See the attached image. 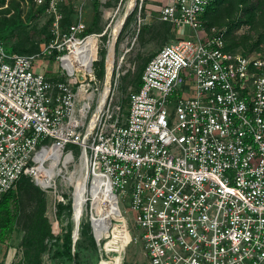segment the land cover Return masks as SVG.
<instances>
[{
	"label": "built area",
	"instance_id": "obj_1",
	"mask_svg": "<svg viewBox=\"0 0 264 264\" xmlns=\"http://www.w3.org/2000/svg\"><path fill=\"white\" fill-rule=\"evenodd\" d=\"M209 1L157 9L180 33L145 62L120 120L111 98L127 48L116 62L113 51L104 90L98 43L94 56L84 45L94 32L80 34V20L33 52L9 51L0 39V195L21 175L56 190L61 175L73 214L82 163L108 183L112 219L128 234L119 206L127 198L131 239L141 241L148 264H264V37L251 51L224 49L222 29L200 18ZM68 147L78 152L73 175L58 168L72 161V153L62 157ZM52 166L58 174L48 181Z\"/></svg>",
	"mask_w": 264,
	"mask_h": 264
},
{
	"label": "rangeland",
	"instance_id": "obj_2",
	"mask_svg": "<svg viewBox=\"0 0 264 264\" xmlns=\"http://www.w3.org/2000/svg\"><path fill=\"white\" fill-rule=\"evenodd\" d=\"M123 6L124 0H58L55 10L46 6L39 10L36 0H4L0 3V34L6 43L3 42L4 47L9 51L10 48L24 52L38 50L43 43L57 35L61 37V34L78 20L85 25L80 34L102 32L107 22L110 24L117 13L122 11ZM139 6V0H135L133 10L130 15L127 14L129 16H126L114 43V62L127 48L121 59L111 98L113 116L118 120L125 112L127 94L136 86L145 61L160 45L173 42L179 31L176 32L170 23L160 20L157 16L147 17L143 6L140 8ZM243 12L239 4L235 17L243 16ZM215 16L216 24L231 19L224 16L221 8L215 12ZM183 28L187 30L188 27ZM263 29L264 4L256 9L253 18L248 22L235 25L228 33V39L237 40L247 35L244 41L245 45H248ZM109 32L110 27L97 39L98 56L94 64L100 79L104 75ZM237 48L241 47L238 45ZM53 63V66H57ZM69 153H72V161L67 165L60 163L58 168L60 173L69 172L73 175L74 169L78 167V152L76 148L65 149L62 157ZM54 171L57 175V168H54ZM55 183L56 190L52 187L43 188L28 178L19 181L10 201V209L16 216L7 236L0 240V264H52V261H60L61 258L56 251L61 247L69 226L72 230L73 221L71 207L68 209L65 206L58 213L55 193L62 195L64 199L62 203H71L72 187L65 185L61 175L57 176ZM119 206L128 226L121 264H148L141 241L131 239V235L137 234V229L132 225V212L127 208V198L124 201L120 199ZM89 210L90 201L87 200L83 217L79 222V234L76 237L84 252L81 264H97L101 257L111 259L113 256L107 251L108 247L117 249L119 244L115 237L116 229L110 230L99 242L95 240L90 226ZM52 255H55L53 260Z\"/></svg>",
	"mask_w": 264,
	"mask_h": 264
},
{
	"label": "bare ground",
	"instance_id": "obj_3",
	"mask_svg": "<svg viewBox=\"0 0 264 264\" xmlns=\"http://www.w3.org/2000/svg\"><path fill=\"white\" fill-rule=\"evenodd\" d=\"M135 1L134 0H124V6L121 12L117 13L112 22L108 24L110 27V36H108L106 43V53H105V64H110L113 60L114 51V35L121 29L125 18L130 15L131 10H133ZM126 12V13H125ZM127 14H129L127 16ZM127 16V17H126ZM105 30L100 33H91L84 41L86 47H90L92 50V55L95 56V50L97 46V39L100 35H103ZM90 56H88L89 58ZM104 89H107L105 87ZM103 94L100 96L102 97ZM54 166L49 170L48 181L55 179ZM78 174L75 178L74 183V202H73V214L72 221L74 226V236H76V225L79 224L81 215L87 200L90 201L89 218H91L92 231L95 235L97 242L107 234L112 229H116L115 237L118 240L121 255L118 257H111V259H106L101 257L99 264H121L124 253V239L126 233V226L122 219L113 220L112 217H117V207L114 202V196L109 191V185L107 182L100 177H92L88 175L87 169L84 168L83 164L80 163L78 167ZM44 186V185H43ZM83 217V216H82ZM77 237V236H76Z\"/></svg>",
	"mask_w": 264,
	"mask_h": 264
},
{
	"label": "trees",
	"instance_id": "obj_4",
	"mask_svg": "<svg viewBox=\"0 0 264 264\" xmlns=\"http://www.w3.org/2000/svg\"><path fill=\"white\" fill-rule=\"evenodd\" d=\"M47 1L48 0H43L42 3L38 4L39 10L47 6ZM3 2L4 0H0V3H3ZM239 4H241V7L243 8L244 15L243 16L237 15V17H235ZM263 4H264V0H210L205 5L204 10L200 14V18L203 22V25L206 28H209L210 26L215 25L222 29L223 34H224V40H225L224 49L231 51V52L237 51V50L242 51V52H247V51H251L259 47V44L262 41V38L264 37V29L258 32L256 38L253 39L248 45H245V41H244V38L247 35L235 40L231 38L228 39V33L231 31V29H233L235 25H238L240 22H245V21L248 22L251 18H253L256 9L263 6ZM95 5H96V2H94V6ZM220 8L224 12V16L230 17L231 19H229L228 21H223V22H219V24H216L214 23V21H217L215 12H218ZM0 39L5 43L4 39L1 37V34H0ZM238 45L241 47L240 49L237 48ZM10 49L12 51H17L14 48H10ZM36 50H33V51H36ZM33 51H28V52H33ZM18 52H24V51H18ZM96 72H97V75H99L97 69H96ZM139 82H140V76H139V79L135 87L139 85ZM23 178H28L29 180H31L29 176L21 175L13 189H10L0 195V240L4 239L5 236H7V233L11 229L13 220L16 216V213L12 212L10 209L11 194L14 192L19 181ZM56 204H57L58 213L61 212L62 208L65 206L68 209L71 207L69 202L62 203L61 201H58ZM81 249L82 248L80 247L78 241L76 240L74 243V251L73 252L71 251V226H69L68 230L65 233L64 239L61 242V247L59 248V250L56 251V254L59 255L61 259L59 262L52 261V264H81V260L84 257V252ZM107 251L113 257H118L121 255L119 244H117V249H114L113 247H108ZM54 256L55 255H52V260L54 259ZM72 258H74V261H72Z\"/></svg>",
	"mask_w": 264,
	"mask_h": 264
},
{
	"label": "crops",
	"instance_id": "obj_5",
	"mask_svg": "<svg viewBox=\"0 0 264 264\" xmlns=\"http://www.w3.org/2000/svg\"><path fill=\"white\" fill-rule=\"evenodd\" d=\"M171 0H142L141 1V6H143V9H144V12H145V15L148 17V16H157V9L164 3L166 2H169ZM177 32V30H176ZM182 36H186L190 33V29L187 28H183V31H182ZM186 32V33H184ZM179 31H178V35H179ZM176 35V36H178Z\"/></svg>",
	"mask_w": 264,
	"mask_h": 264
},
{
	"label": "water",
	"instance_id": "obj_6",
	"mask_svg": "<svg viewBox=\"0 0 264 264\" xmlns=\"http://www.w3.org/2000/svg\"><path fill=\"white\" fill-rule=\"evenodd\" d=\"M117 35H118V33L114 35V42L116 41ZM112 70H113V60H112V62L110 64H105V66H104V76H103V85H104V88L105 87H109L110 84H111ZM104 90H106V89H104ZM74 229L75 228L73 226V233L71 235V251L72 252L74 251V243H75V240H76V236H78L77 235V232H76V236H74ZM76 229H78V225H76ZM72 260L74 261V258H72Z\"/></svg>",
	"mask_w": 264,
	"mask_h": 264
}]
</instances>
